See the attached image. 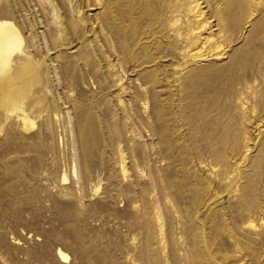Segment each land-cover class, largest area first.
<instances>
[{"label": "rangeland", "instance_id": "obj_1", "mask_svg": "<svg viewBox=\"0 0 264 264\" xmlns=\"http://www.w3.org/2000/svg\"><path fill=\"white\" fill-rule=\"evenodd\" d=\"M8 26L0 264H264V0H0Z\"/></svg>", "mask_w": 264, "mask_h": 264}, {"label": "bare ground", "instance_id": "obj_2", "mask_svg": "<svg viewBox=\"0 0 264 264\" xmlns=\"http://www.w3.org/2000/svg\"><path fill=\"white\" fill-rule=\"evenodd\" d=\"M4 24H5V22H4ZM8 27H10V26H8ZM5 29L6 28H3V29L0 28V63H2V64H5L7 61V58L4 56V54L7 53L9 50H11V48L13 46H15L14 45L15 44V38L18 39L20 37V36L18 37L16 30H15L16 31L15 32L12 28L10 29V31L9 30L6 31ZM20 40H21V38H20ZM19 44H20V42H19Z\"/></svg>", "mask_w": 264, "mask_h": 264}]
</instances>
